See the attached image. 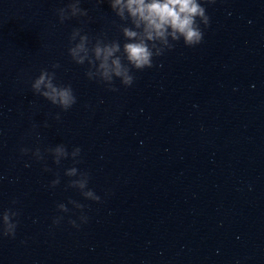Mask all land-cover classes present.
Listing matches in <instances>:
<instances>
[{"label":"clouds","instance_id":"1","mask_svg":"<svg viewBox=\"0 0 264 264\" xmlns=\"http://www.w3.org/2000/svg\"><path fill=\"white\" fill-rule=\"evenodd\" d=\"M215 0H108L111 10L121 21L129 22L131 26H120L124 38L121 44L118 40L107 41L97 38L95 42L87 34H82L79 28L73 29L69 36L68 55L78 65H89L86 76L90 80L104 83L110 90L114 79H119L125 87H130L134 82L132 70H144L153 67V58L164 54L166 50L174 47L172 42L183 40L184 45L193 47L203 40L201 25H209V16L203 6L204 3H214ZM61 23L77 16H87V10L80 7V0H71L64 8L56 10ZM53 69L60 65L52 64ZM55 72L41 69L40 74L31 83L33 93L38 94L51 102V104L67 111L76 103V96L71 85L55 83ZM59 119V114L56 116ZM21 154H27L30 150L20 149ZM45 151L51 154L53 162L60 165L63 159L71 158L73 164L80 163L81 149L73 148L69 152L65 145L59 144L47 148ZM37 160L43 156L39 148L33 153ZM45 171H51L47 166ZM67 177L71 179L67 187L80 190L81 195L93 201H99L93 190L88 189L89 176L85 172H78L73 166L65 170ZM60 178L51 181L50 187H56ZM15 203V201L13 202ZM68 203L76 209H82L83 205L69 199ZM57 209L60 212H68L64 203H59ZM18 213L12 209L0 212V235L14 237L17 223L13 221ZM62 217H56L53 224H58ZM82 222L87 217L81 216ZM74 227H78L73 220L69 221Z\"/></svg>","mask_w":264,"mask_h":264}]
</instances>
